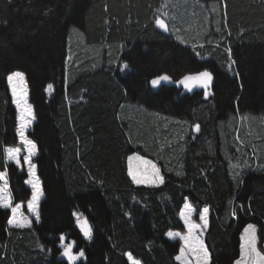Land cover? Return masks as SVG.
I'll list each match as a JSON object with an SVG mask.
<instances>
[{
    "label": "trees",
    "instance_id": "obj_1",
    "mask_svg": "<svg viewBox=\"0 0 264 264\" xmlns=\"http://www.w3.org/2000/svg\"><path fill=\"white\" fill-rule=\"evenodd\" d=\"M200 1L224 3L218 31L212 26L206 33L217 43L185 44L158 27L163 0H0V169L7 170L13 203L28 202V174L6 154L19 145L7 76L21 70L36 119L29 137L38 149L44 193L41 220L30 226H10L11 209L0 207V264H130L127 252L141 264H181V240L166 234L185 230L187 199L195 220L208 207L209 264H235L247 224L257 226L262 245L264 168H257L247 147L248 167L235 176L231 160L238 159L226 133H233L239 113L264 118V0ZM72 26L86 44L103 51L111 46L112 57L116 45L117 52L115 59L79 65L65 83ZM205 68L215 77L207 100L202 91L182 94L174 85L152 83L163 74L176 80ZM123 103L190 122L179 168L170 167L163 153L148 151L145 127L136 129L138 117L133 124ZM136 151L158 161L162 183L134 182L128 157ZM76 211L91 226L90 237L79 228ZM63 235L84 250L85 260L62 257Z\"/></svg>",
    "mask_w": 264,
    "mask_h": 264
},
{
    "label": "rangeland",
    "instance_id": "obj_2",
    "mask_svg": "<svg viewBox=\"0 0 264 264\" xmlns=\"http://www.w3.org/2000/svg\"><path fill=\"white\" fill-rule=\"evenodd\" d=\"M225 11L224 3L222 2H205L200 0H163L162 6L156 11L158 20H163L167 24V29H171L175 35L178 37L180 41H182L185 44L190 45H196L198 43H202L204 40L217 43L218 37L213 33L210 35H206L208 28L210 30L218 31L217 27L219 25V21L223 15V12ZM156 25L159 27V25L156 23ZM213 26V27H212ZM77 27L72 26L70 28L71 36L68 39L69 43V57H68V64H67V74L65 77V83H69L71 81V78L76 75L73 74L74 72H78L80 70L79 65H86L88 67L97 65L100 61H105L106 59L109 60L111 58H116V52L117 48L114 46L115 51L113 52L112 57V48L111 46L106 48L105 51L103 46L100 45H90L86 44L84 41V38L82 34L79 31H76ZM21 72V70H16L14 72ZM13 73V72H12ZM11 74V73H10ZM24 74V73H23ZM11 88V86H10ZM18 88L21 90H26V97L24 98L26 100V104L31 106L32 113L34 116L33 108L29 100V88L26 81V76L24 74V79L22 84H18ZM12 91V89H11ZM14 105L17 108V118H18V126H17V133L19 135V128H20V115H21V109L17 106L16 98L13 97ZM121 111L126 114L128 118H130L131 122L134 124L135 118L138 117L136 129H139V125L141 128L145 127V139H147V142L150 146L147 147L148 151H155L156 153H163L166 157V161L171 167L173 165L175 168H179V165H181L180 160L178 159L180 157V151L184 147V136L186 132L192 127L190 122L183 121L182 119H175V118H169L166 116H163L161 114L155 113L153 111H149L145 109L143 106H137L131 103H123L121 106ZM237 121V124H233V133H226L228 142L230 145V153L232 157L237 158V161H232L231 163V170L233 171L235 176H239L241 174V171L247 168V161L249 154L247 147H250L252 149L251 155L254 156L255 165L257 168H264V118L261 115L253 114L250 112H244L239 113L235 117ZM35 117L31 121V124L25 129V135L28 139L32 140L29 137V131L32 129ZM134 126V125H133ZM194 126V125H193ZM133 131V127H132ZM231 129L228 131L230 132ZM232 132V131H231ZM134 133H135V126H134ZM132 134L131 137L135 138L136 134ZM226 138V137H225ZM33 141V140H32ZM36 144V143H35ZM21 149L19 153V159L20 164H16L15 161L9 160L14 162L20 170H26L28 177L26 179V184L31 187L29 183H27L29 180L34 179L35 177L39 176L37 174V167L35 164V157L38 154V149L36 146V150L34 154L31 156V164L34 166V173L35 177L29 172V164L26 161V157L28 155L27 153V147L24 145L21 141V138L19 136V145L15 146ZM250 155V154H249ZM136 157H139L137 159ZM131 158V159H130ZM241 158V159H240ZM149 163H145V162ZM155 166L156 169L159 170V175L163 178V172L162 169L156 159L149 155H145L139 151L133 152L128 157V167L129 172H135L137 174L138 178H141L145 180L144 183L141 184H148V185H157L161 182L156 181L153 182L154 179V173L152 166ZM247 166V167H246ZM0 172H5L7 174L8 179V173L7 170L0 169ZM132 177V176H131ZM40 186L42 189V182L39 179ZM135 182V181H134ZM3 182L0 181V184ZM9 185V183H8ZM32 189V188H31ZM33 191V190H32ZM9 193L11 196V203L12 207L11 209V217L13 216V209H15V217L16 220L20 221V224L22 226H17L16 224H9L16 225V227H26L33 224V222H40L41 216H40V204L44 197L43 189H42V195L39 199V205H38V212H39V218L37 219L36 213L29 207V202L31 199L26 203H18L14 204L11 190L9 186ZM188 205L191 206V211H189ZM207 208L208 207H204ZM203 208V209H204ZM203 209L200 213V216L203 214ZM25 210H27L25 212ZM195 207L193 204L187 199L181 209V218L185 224V230H179V229H171L167 232L166 236L171 240L179 239L181 240V248L180 252L178 254V257H181L179 261L181 264H185V261H187V264H197V258L196 253H194L189 246L185 243L184 239L182 237L184 236H191L196 237L200 241H202L204 247L205 241L204 236L206 233V227L208 225V216L209 211L206 215V226L205 221L202 220L199 217V220H195ZM75 216L77 218V224L79 228L81 229L82 233L84 234V231L82 230L80 226V221L83 218L81 215V212L76 211ZM30 221V224H27L26 222ZM197 225L198 227L194 228L191 232L189 230V225ZM249 225H255L253 223L247 224L245 228L243 229V235L241 234V246L240 251L242 256L238 261H243L245 264H255L254 257H245L243 254V245L244 240L243 237L245 235V230L248 228ZM256 227V233H257V226ZM168 233H172L173 236H169ZM85 235V234H84ZM86 236V235H85ZM63 237V239H62ZM61 237V246L63 248L62 251V257L65 258L68 262L72 263L74 261L79 260H85L86 255L84 250H75L76 244L74 241L66 242V236L63 235ZM257 233V250L264 255V239L262 242V245L260 244ZM65 245H70L72 253L76 255L78 258L75 260H70L68 257H65L63 255ZM31 247L34 248L35 251H40V246L37 243H34L33 245L30 244ZM207 249V248H206ZM183 250V251H182ZM83 252V256H79L80 252ZM209 252V251H208ZM128 260L130 264H141L140 260L135 258L130 252L127 253Z\"/></svg>",
    "mask_w": 264,
    "mask_h": 264
},
{
    "label": "snow or ice",
    "instance_id": "obj_3",
    "mask_svg": "<svg viewBox=\"0 0 264 264\" xmlns=\"http://www.w3.org/2000/svg\"><path fill=\"white\" fill-rule=\"evenodd\" d=\"M156 23L159 25L162 29H167V24L163 20H157ZM231 50L229 49V53ZM234 63V61H233ZM128 67L127 64L124 65V68L126 69ZM24 79V74L21 72H13L7 76V81L12 89V95L16 98L17 106L21 109V115H20V128H19V136L21 138V141L24 145L27 147V157L25 158L27 163L29 164V172L35 177L34 173V166L31 164V156L34 154L36 150V144L34 141L28 139L25 135V129L31 124V121L34 119L31 106L26 104V100L24 99L26 97V90H21L18 88V84H22ZM170 77L167 75H164L158 79H155L152 81L153 85H158L161 80H169ZM212 80V73L209 71H203L199 72L195 75H188L185 76L182 81H180L181 84H183L185 87H191L193 83L199 84L205 88L208 87L210 81ZM48 88L51 89L52 85L49 84ZM197 131L199 130V125H196ZM21 149L18 147H9L6 149L7 158L9 160H13L16 162V164H20L19 159V153ZM139 159V157H136ZM131 159V158H130ZM149 163V162H145ZM153 173H154V179L153 182L159 181L163 182V178L159 175V170L155 168V166H152ZM129 174L132 176V179L137 183L141 184L144 183L145 180L138 178L137 174L135 172L130 171ZM0 181L3 183L0 184V207L3 208H11V196L9 193V185H8V179L7 174L5 172H0ZM27 183L31 185L32 188V199L29 202V207L36 213L37 219L39 218V212H38V205H39V199L42 195V189L40 186V182L38 177H35L32 180H29ZM189 208V211H191V206H187ZM208 209H203V214L200 216L202 220L205 221L206 226V215H207ZM9 224H16L17 226H22L20 224V221L16 220L15 217V209H13V216L8 221ZM27 224H30V221L26 222ZM80 226L82 230L84 231V234L88 237L91 236L92 229L91 226L88 224V221L86 218H82L80 221ZM198 227L197 225H189L190 232ZM168 235L171 237L173 236L172 233H168ZM185 241V243L189 246V248L196 253L197 258V264H209L210 260V254L208 250L204 247L202 241H200L196 237L191 236H184L182 237ZM63 239V237H62ZM244 245H243V254L245 257H254L255 264H264V255H262L257 250V233H256V227L255 225H249L248 228L245 230V235L243 237ZM183 251V250H182ZM63 255L65 257H68L70 260H75L78 257L72 253L71 246L65 245V249L63 252ZM79 256H83V252L81 251L79 253ZM177 259H181V257H177ZM135 264V262H134ZM185 264H187V261H185ZM237 264H245L243 261H238Z\"/></svg>",
    "mask_w": 264,
    "mask_h": 264
},
{
    "label": "water",
    "instance_id": "obj_4",
    "mask_svg": "<svg viewBox=\"0 0 264 264\" xmlns=\"http://www.w3.org/2000/svg\"><path fill=\"white\" fill-rule=\"evenodd\" d=\"M203 71H209L212 73V80L210 81L209 85L207 88L199 85V84H195L193 83L192 86L189 88V87H185L183 84L180 83V81H182L184 79L185 76H188V75H195L199 72H203ZM164 75H167L170 77L169 80H161L160 83H167L168 85H174L176 87H178L179 89L182 90V94H193L197 91H202L204 93V99L207 100L212 94H213V85H214V82H215V77H214V74L213 72L208 69V68H205V69H201V70H197V71H193V72H189L181 77H179L178 79L174 80L170 75L168 74H163L161 76H158L156 77L155 79H158ZM196 125H199V130H200V124L199 123H196L195 126H194V132L195 133H198L199 130L197 131L196 129Z\"/></svg>",
    "mask_w": 264,
    "mask_h": 264
},
{
    "label": "crops",
    "instance_id": "obj_5",
    "mask_svg": "<svg viewBox=\"0 0 264 264\" xmlns=\"http://www.w3.org/2000/svg\"><path fill=\"white\" fill-rule=\"evenodd\" d=\"M11 226H16V225H11ZM242 235H243V233H242ZM241 256H242V254H240L239 258L235 261V264H237V262H238V260L240 259Z\"/></svg>",
    "mask_w": 264,
    "mask_h": 264
},
{
    "label": "flooded vegetation",
    "instance_id": "obj_6",
    "mask_svg": "<svg viewBox=\"0 0 264 264\" xmlns=\"http://www.w3.org/2000/svg\"><path fill=\"white\" fill-rule=\"evenodd\" d=\"M159 84H162V83H159ZM159 84H158V85H159Z\"/></svg>",
    "mask_w": 264,
    "mask_h": 264
}]
</instances>
